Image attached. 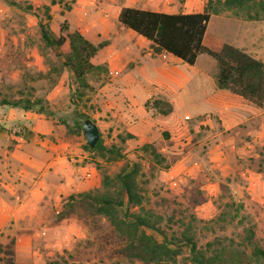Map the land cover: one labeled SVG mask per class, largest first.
I'll use <instances>...</instances> for the list:
<instances>
[{
	"label": "rangeland",
	"instance_id": "374dc122",
	"mask_svg": "<svg viewBox=\"0 0 264 264\" xmlns=\"http://www.w3.org/2000/svg\"><path fill=\"white\" fill-rule=\"evenodd\" d=\"M184 1L0 0V98L31 94L42 101L35 111L0 105V128L6 138L0 139V264H146L118 254L117 239L105 218H89L85 224L80 213L64 209L69 194L103 192V174L113 176L126 163L139 164L143 205L162 217L160 227L167 241L185 256L187 247L175 237L186 227L199 248H207L210 242L211 248H218L220 243L239 242L243 226L252 224L264 247V131L249 134L242 126L225 132L242 140L234 141L229 157L216 165L206 155L207 146H199L195 118L176 123L177 113L150 112L153 98H161L178 100L181 115L194 113L201 102L197 100L199 76L217 70L206 63L215 64L211 57L200 54L194 65L179 60L163 69L174 77L178 98L151 83L153 73L143 57L139 65L129 55L109 64L97 54L93 62L99 67L87 75L88 89L77 90L67 70L50 79L48 62L56 63V58L41 40L40 21L47 22L55 34H61L65 23L93 43L108 44L118 38L116 16L122 6L156 9L161 4L182 6ZM202 1L206 0H190L187 8L195 9ZM260 16L254 20L244 11H222L211 16L206 34L225 37L224 42L236 46L234 31L264 26V12ZM97 22L104 26L103 32ZM121 35L141 46L139 51L148 49L153 58L158 56L148 42L137 43L138 36ZM259 44L252 49L264 61L263 41ZM235 96L248 111L259 110ZM85 119L96 123L105 146H115L121 157L110 159L108 153L101 156L83 148L84 134L74 128ZM146 143L161 148L163 163L157 164L141 149ZM17 144L36 157L40 169L12 170L8 157ZM16 179H23L18 197L6 187ZM64 213L69 215L63 217ZM162 264L189 263L180 256Z\"/></svg>",
	"mask_w": 264,
	"mask_h": 264
},
{
	"label": "trees",
	"instance_id": "16d2710c",
	"mask_svg": "<svg viewBox=\"0 0 264 264\" xmlns=\"http://www.w3.org/2000/svg\"><path fill=\"white\" fill-rule=\"evenodd\" d=\"M227 10L244 11L248 19H259L264 12V0H206L201 11L177 13L122 6L117 21L147 40L154 54H171L189 65H194L200 54L208 55L216 64L215 83L219 89L228 90L262 107L264 61L228 42H224L219 51L203 43L211 16ZM39 27L41 40L56 58V63L48 62L50 79L54 80L53 76L67 70L77 90L90 88L86 77L99 67L92 60L106 43H93L78 29L65 23L60 26L61 34H55L47 22L40 21ZM31 97V94L18 98L2 96L0 105L35 111L42 101ZM152 105L162 115L172 111L171 103L165 99L153 98ZM38 112H42L41 107ZM74 129L78 133L83 132L82 122ZM83 148L101 156L108 153L110 159L122 156L115 146L106 147L101 137L94 147L84 143ZM141 149L157 164L165 161L158 145L146 143ZM139 171L138 163H126L113 176L104 173L101 179L103 192L69 194L64 200V209L70 211L68 213H80L85 224L89 218H105L110 223L112 237L117 239L118 254L146 264L176 261L180 256L189 264H264V247L256 238L252 224L243 226L239 242L220 243L218 248H211L212 242L207 244V248H199L191 229L186 227L180 237H175L187 247L185 256L180 247L167 241V235L160 227L162 217L143 205ZM67 215L64 213L63 217ZM7 253L10 260L13 251L9 249Z\"/></svg>",
	"mask_w": 264,
	"mask_h": 264
},
{
	"label": "crops",
	"instance_id": "0c3cea01",
	"mask_svg": "<svg viewBox=\"0 0 264 264\" xmlns=\"http://www.w3.org/2000/svg\"><path fill=\"white\" fill-rule=\"evenodd\" d=\"M189 1L190 0H185L182 6L161 4L158 6L160 8L145 9L163 11L167 13L195 12L202 10L204 4L203 1L195 9L187 8L190 7ZM97 27L98 31L103 32L104 26H102L101 22H97ZM263 27L264 26H241L237 31H234L233 34V38L237 43L236 46L243 48L246 52L256 57L254 55L255 51L252 48L258 49L260 47L259 41H263L264 46V30H262ZM116 29L119 32L118 38L114 40V43H108L104 45L97 53L98 56H100L101 60L111 64L114 63L117 58L119 61H121L123 60V58L128 57L129 55L133 56L136 65H139L143 57L144 59H146V66H148V68L153 73V75L151 76L153 81L151 83H153V85L162 86L166 94H169L171 96H173V94H177L178 98L180 89H178V86L175 85L174 77L169 72H165L163 69L170 64H176L177 62H179V60H182L171 54H158L157 57L153 58L150 50L147 49L143 52L139 51V49H141L142 47L135 45L132 41L122 38L121 33L127 34L128 36L132 37H134V35L138 36L137 43L139 44L147 43V40L137 35L132 30L125 28L120 23L117 24ZM224 41H227L225 37H221L216 34H211L208 37L206 33L203 39V43L214 51H219ZM163 56H165L166 60H163ZM206 63H208L209 66L215 65L216 67V64L211 61H207ZM216 71L217 70H215L214 73L211 74L210 71L205 70L203 71V73H201V76H199L198 88L200 91V98H197V100L200 99L201 102L199 106L196 107L194 113H186L184 115H181L179 113L180 109L178 107V100L170 99L168 101L172 105V112L169 114L171 115L177 113L178 118L176 119V123L184 121L185 117L195 118L194 129L196 132H200L201 134V137L199 139V146H207L208 152L206 155L210 157L209 159L215 161L216 165H218L220 160H223L228 156L227 153L228 150L230 151L231 144H233L234 141L242 140V137L240 135H235L234 139H231V136H227L225 132L233 128L241 129L242 126L249 134H254L258 131H264V104L262 107H258L259 110H255L253 112L248 111L244 103L236 98L235 94L225 89H219L216 86ZM151 107L152 110L150 112H157L153 106ZM4 136V129L0 128V139L2 141L6 139ZM20 147L21 144H17L14 148V152L11 153V157H8V159H11L12 161V170L19 166L21 168L32 167V169H40V163L36 159V157L26 151H21ZM246 147L248 148L250 146L247 145ZM239 148L237 147V149ZM240 149L243 150V147H241ZM215 163L213 164L215 165ZM0 177H2V175H0ZM22 184L23 179L20 180V182H18L17 180L15 184L7 183L6 187L11 191H14V194L17 193L16 196L18 197V193L21 190ZM2 199L3 197H0V200Z\"/></svg>",
	"mask_w": 264,
	"mask_h": 264
},
{
	"label": "water",
	"instance_id": "95a60500",
	"mask_svg": "<svg viewBox=\"0 0 264 264\" xmlns=\"http://www.w3.org/2000/svg\"><path fill=\"white\" fill-rule=\"evenodd\" d=\"M83 134L85 137V142L89 147H94L98 139L100 138V133L98 126L95 122L90 119H85L82 122Z\"/></svg>",
	"mask_w": 264,
	"mask_h": 264
}]
</instances>
